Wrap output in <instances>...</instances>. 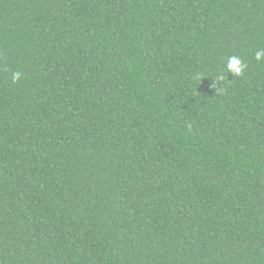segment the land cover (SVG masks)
<instances>
[{"label": "trees", "instance_id": "1", "mask_svg": "<svg viewBox=\"0 0 264 264\" xmlns=\"http://www.w3.org/2000/svg\"><path fill=\"white\" fill-rule=\"evenodd\" d=\"M260 49L264 0H0V264H264Z\"/></svg>", "mask_w": 264, "mask_h": 264}, {"label": "clouds", "instance_id": "2", "mask_svg": "<svg viewBox=\"0 0 264 264\" xmlns=\"http://www.w3.org/2000/svg\"><path fill=\"white\" fill-rule=\"evenodd\" d=\"M255 59L260 62L264 61V49L257 50L255 53ZM247 68V65L237 56L229 57V60L226 64V72L227 74L231 73L234 77H239L244 74V70ZM22 77V73L19 71L12 73V82H18ZM213 83L212 86L218 85L220 82L225 80L224 73H218L214 78H212Z\"/></svg>", "mask_w": 264, "mask_h": 264}]
</instances>
